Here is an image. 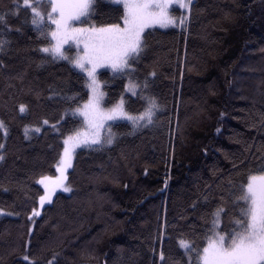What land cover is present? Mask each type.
Here are the masks:
<instances>
[{
  "label": "trees",
  "instance_id": "obj_1",
  "mask_svg": "<svg viewBox=\"0 0 264 264\" xmlns=\"http://www.w3.org/2000/svg\"><path fill=\"white\" fill-rule=\"evenodd\" d=\"M16 2L0 0L11 28L0 23V121L8 131H0V264H161V250L168 264H186L178 240L202 252L218 208L216 231L238 230L241 184L264 169V0H191L183 25L145 31L134 72L100 70L106 105L124 96L133 113L145 101L128 92L129 76L143 81L154 71V122H115L113 144L78 148L71 191L58 190L43 207L39 181L56 173L62 138L81 126L67 113L87 100V88L78 69L39 51L46 41L30 10L16 14ZM117 14L98 0L95 22ZM74 93L77 103L67 100Z\"/></svg>",
  "mask_w": 264,
  "mask_h": 264
},
{
  "label": "snow or ice",
  "instance_id": "obj_2",
  "mask_svg": "<svg viewBox=\"0 0 264 264\" xmlns=\"http://www.w3.org/2000/svg\"><path fill=\"white\" fill-rule=\"evenodd\" d=\"M98 0H17L15 7L17 15L19 9L30 10L31 25L46 41V46L39 51L52 57L54 60H63L78 69L85 76L87 100L77 103L79 93L67 97V100L77 103L75 108H69L73 117L81 118V126L69 132L63 139V152L57 162V171L60 178L56 187H62L69 192L71 188L64 184L67 177L64 173L72 167V157L79 147H103L114 143L116 134L113 127L117 121H128L133 129L147 127L154 122L160 105L157 98L147 94L149 77H155L154 71L147 73L143 81L132 80L129 76L128 91L145 101L143 111L130 112L125 107L121 96L118 102L105 107V93L98 78V69L107 67L114 75H125L135 71L133 62L138 59L144 50L142 36L146 28L159 25L167 27L177 22L183 25L186 17L179 21L171 12V6L176 3L179 7L191 10V0H110L117 8L115 22H95V9ZM122 6L123 12H119ZM0 23L11 31L7 25L6 15H0ZM19 31L20 29H16ZM75 43V55L69 54L65 45ZM5 41L0 40V50ZM83 48L80 49V45ZM25 105L19 106L24 113ZM48 120L43 124L47 125ZM55 128V125H52ZM36 127L35 132H40ZM0 131L5 137L8 135L3 121H0ZM27 138L29 129L25 127ZM0 143V149L4 148ZM4 156L0 154V160ZM41 178L39 183L44 184L45 191L39 196L40 206L51 202L54 188H50ZM238 201L244 206L240 208V218L235 220L238 230L221 234L216 231L219 225L222 208H218L212 215L211 235H205L206 246L202 252L185 240L179 239L178 244L185 250L189 258L186 264H194L191 253L195 251V264H264V169L257 174H249L246 182H242ZM34 215L40 213L33 209ZM161 264H168L163 250L159 253ZM29 257L25 256L24 260Z\"/></svg>",
  "mask_w": 264,
  "mask_h": 264
},
{
  "label": "rangeland",
  "instance_id": "obj_3",
  "mask_svg": "<svg viewBox=\"0 0 264 264\" xmlns=\"http://www.w3.org/2000/svg\"><path fill=\"white\" fill-rule=\"evenodd\" d=\"M108 1H110V0H108ZM174 8L179 9L180 13H179V14L174 13V12L172 11ZM187 11H188L187 9H184V8L179 7L178 4H176V3H174V4L171 6V8H170V12H171V14H172L174 17L177 18V21H179V18H180V17H186V12H187ZM178 25H181V24H179V22H177L175 25H169V26H167V27H160L159 25H156V26H153V27L146 28L145 31H147V30L150 29V28H163V29H166V28H170V27L178 26ZM145 31H144V33H145ZM70 47H72V48L75 49V51H74L71 55H75V53H76V51H77V47H76L75 43H71V45H65V49H69ZM79 47H80V49H82V48H83V45L81 44ZM102 69H108V68H107V67H102V68L98 69V70H97V71H98V78H99V71L102 70ZM99 80H100V78H99ZM100 81H101V80H100ZM101 87H102V90L104 91L102 81H101ZM128 92L132 93L131 91H128ZM104 93H105V91H104ZM123 98H124V101H125V97H124V96H123ZM105 100H106V96H105ZM105 107H110V106H107L106 103H105ZM74 108H75V107H74ZM67 114H68V115H72V113H71L70 111H68ZM117 122H119V121H117ZM66 135H67V134H66ZM66 135H65V136H66ZM65 136H64V137H65ZM64 137L62 138V143H63V139H64ZM81 147H84V146L82 145ZM79 148H80V147H79ZM77 149H78V148H77ZM77 149H76V150H77ZM76 150H75V153H76ZM62 152H63V148H62ZM75 153H74V155H73V157H72V161H71L72 166H73V162H74ZM61 154H62V153H61ZM71 168H72V167H71ZM71 168H68L67 171L64 173V175H65L66 177H67L68 172H69V170H70ZM60 175H61V174H60V172L57 171V165H56V173L53 174V175H47L46 177H44V178H45V182H44V183L47 184L50 188H54V191L52 192V195H51V199H52L53 195H54L58 190H62V191H64L62 187H56V186H55L56 183H57V181H58L59 178H60ZM64 184H66L67 186H69L68 183H67V179L64 180ZM42 186L44 187V184H42ZM69 187H70V186H69ZM44 189H45V187H44ZM65 192H66V191H65ZM69 192H70V191H69ZM45 204H47V203H45ZM45 204H44V205H45ZM0 213H2V212L0 211Z\"/></svg>",
  "mask_w": 264,
  "mask_h": 264
}]
</instances>
